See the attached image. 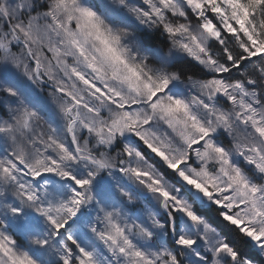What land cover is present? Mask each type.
<instances>
[{"label":"snow or ice","instance_id":"snow-or-ice-1","mask_svg":"<svg viewBox=\"0 0 264 264\" xmlns=\"http://www.w3.org/2000/svg\"><path fill=\"white\" fill-rule=\"evenodd\" d=\"M120 4L179 75L97 0H0V264H264V0Z\"/></svg>","mask_w":264,"mask_h":264},{"label":"clouds","instance_id":"clouds-1","mask_svg":"<svg viewBox=\"0 0 264 264\" xmlns=\"http://www.w3.org/2000/svg\"><path fill=\"white\" fill-rule=\"evenodd\" d=\"M97 2L101 4L102 8L107 9V11L101 12V15H103L106 20L105 26L119 34V45L127 50V55L130 59L143 60L147 57L153 67L162 68L167 71H174L178 75L180 74L178 63L182 61V53L174 52L172 56H169V48L172 46L170 41L165 42L164 37L157 35L155 29H148V32L154 37V40L146 44L142 36V32L144 31L143 26L131 16L127 7L121 6L120 0H97ZM127 3L128 0H126V4ZM174 87L182 89L184 85L180 81H177ZM166 182L169 188H177L182 184V181L178 176L174 178L168 177L166 178ZM184 188L186 189L185 198L189 195L193 197V204H199L205 210L213 208V205L198 192L188 188L187 185H184ZM151 199L152 204H148L147 200L143 198H141L139 202L143 207H146L148 210L156 212L157 214H163L166 212V209L163 205L158 203L155 197H151ZM153 205H155V207ZM218 213L219 209H216L212 215H208L207 211H205L204 219L218 230H221V223L218 222ZM182 228H184L189 234L196 236L202 234L201 226H193L189 228L187 223H183ZM207 235L209 240L215 238L214 233H207ZM221 264H227V261L221 260Z\"/></svg>","mask_w":264,"mask_h":264}]
</instances>
